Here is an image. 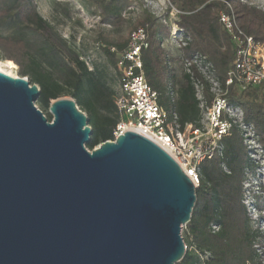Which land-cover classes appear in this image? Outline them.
Returning a JSON list of instances; mask_svg holds the SVG:
<instances>
[{"label": "water", "instance_id": "obj_1", "mask_svg": "<svg viewBox=\"0 0 264 264\" xmlns=\"http://www.w3.org/2000/svg\"><path fill=\"white\" fill-rule=\"evenodd\" d=\"M28 78L0 72V264H179L197 188L134 132L90 151L74 99L51 122Z\"/></svg>", "mask_w": 264, "mask_h": 264}, {"label": "trees", "instance_id": "obj_2", "mask_svg": "<svg viewBox=\"0 0 264 264\" xmlns=\"http://www.w3.org/2000/svg\"><path fill=\"white\" fill-rule=\"evenodd\" d=\"M130 0H110L103 4V16L108 21L121 24L123 13ZM182 13L179 27L187 45L179 49V61L199 56L207 73L224 86L228 70L235 60V48L219 23V13L229 11L236 15L239 26L248 35L264 43V11L241 3L240 0H172ZM18 25L46 32L49 24L40 15L33 0H0V51L2 58L14 61L20 76L28 78L41 90L36 105L48 111L53 101L70 96L84 112L93 130L89 150L113 140V133L120 121L115 104L116 90L86 62L74 57L70 66L58 50L46 41L38 46L29 39ZM136 26L146 27L148 48L143 50V73L147 83L159 95V105L172 116L178 117L182 127L199 126L202 119L200 101L191 76L182 70L180 78L171 69L172 59L163 48L162 24L143 7L142 17ZM133 27V28H134ZM106 47L102 49L107 61L116 72L119 54L128 46V37L109 40L100 37ZM117 49L116 53L110 48ZM195 78L205 85V99L210 106L213 95L209 83L193 66ZM229 103L240 107L245 122L253 125L258 142L264 148V99L256 89L245 92L230 88ZM44 114V112H43ZM49 122L52 116L47 118ZM223 158L215 157L200 166V186L196 190L197 202L191 221L185 226L186 246L190 245L179 264H264V233L253 222L245 204V184L254 168L250 163L247 147L238 128L224 139Z\"/></svg>", "mask_w": 264, "mask_h": 264}, {"label": "built area", "instance_id": "obj_3", "mask_svg": "<svg viewBox=\"0 0 264 264\" xmlns=\"http://www.w3.org/2000/svg\"><path fill=\"white\" fill-rule=\"evenodd\" d=\"M228 8L229 11L219 13V23L234 45L235 60L226 74L224 86L201 67L199 56L185 60L183 64L185 72L191 76L196 97L200 101L202 119L199 126L182 127L175 114L170 116L159 105V95L147 83L143 73L142 53L148 48V32L145 27H138L131 33L128 46L119 54L116 65L120 81L115 104L120 121L111 142L126 132L140 134L166 151L196 188L200 186V166L215 157L223 158L224 139L231 135L235 127H244L243 132L251 138L250 141L260 146L255 128L245 122L240 107L229 103L228 95L232 87L242 92L256 89L264 99V43L242 30L232 8ZM105 47L102 46V49ZM110 50L117 52L114 47ZM193 66L198 68L209 83L214 97L210 106L204 95L205 85L195 78Z\"/></svg>", "mask_w": 264, "mask_h": 264}, {"label": "rangeland", "instance_id": "obj_4", "mask_svg": "<svg viewBox=\"0 0 264 264\" xmlns=\"http://www.w3.org/2000/svg\"><path fill=\"white\" fill-rule=\"evenodd\" d=\"M109 1L33 0L38 12L47 21L49 27L43 33L22 25H18V30H23L32 43L38 46L41 41H46L48 45L55 47L60 57L70 66L72 65L71 59L79 57L80 60L86 62L90 70L100 72L108 84L116 90L118 82L114 72L115 69L109 64L102 52V46L106 45L100 40V37H105L109 40L128 37L129 40L131 33L136 28L143 27L134 26L142 17V9L145 7L162 24L163 48L172 59L171 69L180 78L184 65L182 66L179 61L181 55L179 49L185 47L189 39L185 40L183 30L179 27V16L182 13L172 0H130L123 13L124 21L120 25L114 21H108L103 16L102 6ZM240 1L264 11V0ZM0 33L8 36L12 33V30H0ZM2 56L3 54L0 51L1 63L9 61L3 59ZM11 62L17 66V69L13 71L14 74L17 77H21L19 66L14 61ZM63 98L72 99L70 96ZM36 106L42 110L39 105ZM43 112L49 118V110H43ZM244 129V127L240 126V135L247 147L250 163L254 168L253 173H249V180L245 184L244 200L253 222L257 223L260 230L264 233V148L260 144L263 149L262 152L258 144L255 145L253 141H250L251 138H248L247 133L243 132L245 131ZM186 232L187 230L184 227L182 231L184 238H186ZM187 246L191 250V246Z\"/></svg>", "mask_w": 264, "mask_h": 264}, {"label": "bare ground", "instance_id": "obj_5", "mask_svg": "<svg viewBox=\"0 0 264 264\" xmlns=\"http://www.w3.org/2000/svg\"><path fill=\"white\" fill-rule=\"evenodd\" d=\"M16 69H17V66L11 61H8L6 63L0 62V72L5 73L11 77H14V78L17 77L13 72Z\"/></svg>", "mask_w": 264, "mask_h": 264}]
</instances>
